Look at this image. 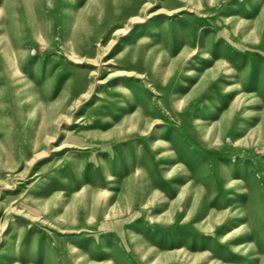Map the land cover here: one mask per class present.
Wrapping results in <instances>:
<instances>
[{
  "label": "rangeland",
  "instance_id": "rangeland-1",
  "mask_svg": "<svg viewBox=\"0 0 264 264\" xmlns=\"http://www.w3.org/2000/svg\"><path fill=\"white\" fill-rule=\"evenodd\" d=\"M0 264H264V0H0Z\"/></svg>",
  "mask_w": 264,
  "mask_h": 264
}]
</instances>
